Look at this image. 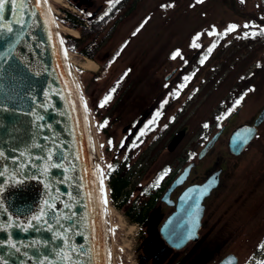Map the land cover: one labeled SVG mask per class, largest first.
<instances>
[{"label":"rangeland","instance_id":"374dc122","mask_svg":"<svg viewBox=\"0 0 264 264\" xmlns=\"http://www.w3.org/2000/svg\"><path fill=\"white\" fill-rule=\"evenodd\" d=\"M90 1L91 4L81 3L79 8L95 10L110 0ZM48 4L61 38L63 32L69 31L61 28L63 23L57 18L61 14L60 7L75 12H79V8L66 0H48ZM246 24L264 29V0H202L199 3L197 0H129L98 35L93 57L71 51L62 43L67 68L75 76L85 104L92 162L103 173L105 186L107 166L115 151H131L129 167L157 166L160 157L168 161V138L178 130L186 131L175 148L178 153L175 165L183 163L189 156L196 158L201 146L219 126L220 119L217 118L223 117L227 108L226 100L230 101L232 90L236 89L237 83L243 86L244 82L246 85L251 70L257 72L260 91L258 100L250 98L249 103L256 102L255 107L258 103L264 104V34L255 39L250 35L251 31H245L248 36L241 35L238 30L245 29ZM229 25L237 27L225 39L220 35H208L213 28L217 34L223 33ZM198 33L200 37L197 43L200 47H190ZM213 43H216V47L210 54L207 50H200ZM176 45H180L177 58L181 63L184 57L195 56L194 52H197L194 63L200 60L199 56H207L199 70H206L208 80L192 93L175 98L170 94L164 95L161 101L163 106L159 107V111H163L160 116L163 132L156 134L159 126H155V129L151 126L148 127L147 136L129 140L126 126L134 112L129 107L131 98L130 94L127 96L126 87L129 83L126 81L136 80L138 74L133 73L147 70L144 68L147 62L154 66L157 62L167 64V52ZM113 50L116 51L112 59L109 56ZM253 55L255 57L251 59ZM85 59L95 61V66H82ZM169 60L171 62L167 67H158L154 71H165L177 63ZM240 71H243L242 77L234 84L232 78ZM120 77L122 84L105 106L100 107V102L109 95L105 93L107 87ZM165 100L167 103H164ZM255 110L247 107L239 113L237 121L249 119ZM205 124L208 127H204ZM136 127L133 125L132 128ZM145 128L143 125L138 132H145ZM221 163L228 167L225 179L228 178L223 181L215 202H212L211 214L214 215L213 220L218 219L216 222L219 226L222 224L225 230L213 235V262L215 264L221 256L233 251L238 256L237 264H257V261H264V247H260L264 243V122L259 127L258 136L237 158L229 153L224 139L216 140L207 158L198 165L197 171L203 172L205 167L211 164L218 167ZM260 199L263 200L258 204ZM108 204V211L104 214L108 237L106 242L108 240L110 245V248L107 245L108 261L110 255L112 264H137L135 246L138 241V225L129 222L110 198Z\"/></svg>","mask_w":264,"mask_h":264},{"label":"water","instance_id":"95a60500","mask_svg":"<svg viewBox=\"0 0 264 264\" xmlns=\"http://www.w3.org/2000/svg\"><path fill=\"white\" fill-rule=\"evenodd\" d=\"M85 2L91 4L90 0H80L75 6L79 8ZM80 9L86 11V7ZM0 22L13 29L0 31L2 198L11 211L22 209L29 215L38 212L45 201L55 204V210L44 218L51 224V232L45 230L48 225L43 220L33 221L34 229L26 233L9 229L16 241L25 244L47 241L48 246H21L19 253L0 247V259L6 264H39L47 256L52 264H65L55 255L63 245V241L53 240V233H59L68 236V243L77 249L71 253L70 264H107L106 227L90 153L85 104L78 82L63 57L64 42L58 37L53 14L42 0H15L5 4ZM263 119L264 106L252 124L237 125L227 141L229 151L240 153L253 139ZM221 131L222 127L207 139L197 153L198 158L212 148ZM183 135L184 130L178 131L168 148L172 149ZM22 152L24 155H20ZM49 153L51 161L46 159ZM51 163L61 167L49 168L47 176L41 175L43 168ZM193 164L189 162L184 171ZM220 170L215 169L202 183L186 189L191 199H196L191 220L181 218L178 229L173 212L163 222L161 230L167 233L170 245H182L190 232L197 237L204 209L202 199L217 186ZM6 219V216L0 217V220ZM3 239H7V234L0 232V240ZM237 261L238 256L228 252L216 264H237Z\"/></svg>","mask_w":264,"mask_h":264},{"label":"flooded vegetation","instance_id":"af4514ba","mask_svg":"<svg viewBox=\"0 0 264 264\" xmlns=\"http://www.w3.org/2000/svg\"><path fill=\"white\" fill-rule=\"evenodd\" d=\"M92 11L93 10L87 9L84 12L88 15ZM262 29L263 28L248 27L238 31L241 35L245 34V31H251V34L256 33L254 36L250 34L253 39H255L261 36L260 33ZM223 33H225V30ZM227 34L223 35V38L226 37ZM208 48L209 47L201 48L200 50L203 51ZM177 50L180 52V45L173 46L167 52V64L164 62H157L154 66L151 62H147V64H144V68L147 70L133 73L134 75L138 74L135 76L136 80L128 79V81H126V83H129L126 87L127 96L130 94L131 98L129 107L131 111L134 112L132 119L128 123L129 125L126 126V133L129 131L126 136L129 140L133 141L134 137L138 140L140 139L139 137H142V132H138V129L143 125L146 126L145 132H143V135L145 136H147L148 127L151 126L154 129L155 126H159L156 130V134L163 132V129L161 130L163 124L160 125V116L163 111H159V107L161 106V101L164 99V95L170 94L173 98H175V96H180L181 94L192 93L198 88L200 89V86L206 84L208 80L207 72L206 70H199L202 65L200 60L205 55L202 57L199 56L200 60L194 63L197 55V52H194L193 54L195 56L192 58L184 57L183 62L181 63L179 58H171V55ZM115 51L116 50H113L110 53V58H114L115 54L112 53ZM256 51H258V48ZM254 57L255 56L253 55L251 59ZM169 59L173 60L172 62L177 63L171 65L165 71H154L158 67H167V65L171 62ZM128 72L129 70L126 73L125 78H127ZM149 74L152 76L147 79ZM242 74L243 71H240L236 77L234 76L232 78V82L234 84L237 83V81L241 79ZM184 77H190V79L185 81ZM248 78L250 80L247 81L245 86L244 82H242L243 86L237 83L236 89L232 90L230 101L226 100L227 108L224 110L223 118L220 119V124L215 129L216 131L218 128L222 127V131L216 140L219 138L224 139L226 141L227 148V141L232 130L241 123L252 124L264 106V104L260 105L258 103L257 107H255L256 102L254 103V101L249 103L250 98L258 100L260 81L257 72L252 70L248 75ZM143 79L146 80L143 81ZM140 82H142L141 85L136 89ZM121 84L122 77H120L119 80H113V86H118L116 89L119 88ZM165 85H167V87H165ZM180 85H184V87L180 88ZM133 87L134 90L136 89L135 92ZM175 93H178V95ZM237 100H240L238 105L235 103ZM247 107L256 110L251 114L249 119L237 121L239 113ZM157 113H159V115H156ZM150 121L153 122L150 123ZM263 122L264 119L257 126V132L252 140L258 136L259 127ZM133 125L137 127L134 129L132 128ZM215 131H213L211 135ZM174 135L175 133L168 138V143L166 145L168 161L165 162V159L160 157L161 161L160 164L158 162L157 166L146 165L143 167L134 165L129 167L128 161L131 151H115L109 163L112 165V170L110 173L108 167L106 170V176H108L106 184L108 199L110 198L112 202L114 201L117 208L121 210L122 214L129 222H133L138 225V241L135 246L137 264H214L213 247L215 242L213 235L223 232L225 228L222 224H220V226L218 225L216 222L219 221L218 219L213 220L214 215L211 214V205L212 202H215L214 200L216 199V195L219 192L223 181L228 178L227 176L225 179L228 167L222 163L218 167L211 164L210 166L205 167L203 172L197 171L198 165L201 161L207 158L211 149L201 158L197 157L198 152L196 153V158H194V152L192 154L193 157L189 156L186 161H183V163L178 162L177 165H175V159L178 158V153L175 151L177 144L172 149L168 148V145ZM120 140L122 139L120 138ZM252 140L248 143V145L252 142ZM132 141L130 143L131 145L134 144ZM245 148L238 154L231 153L229 148L228 151L234 158H237L243 153ZM189 162H194V164L185 172L184 167ZM217 168H221L219 172L218 184L202 199L204 209L200 219L201 221L197 237L192 236L191 239H188L180 246L170 245L167 241V233H164L161 230L163 222L173 212L176 215L174 219H176L175 226L178 229H180L181 218L191 220L195 214V209L193 211L192 204L196 201V199H191L190 193L187 194L186 189L193 184L202 183L208 175ZM165 170H167L166 175H164ZM161 175H163V179H161L157 185V178ZM119 179H122L123 182ZM117 183L118 190L116 191L114 189V184ZM262 200L263 199L258 200L257 203L259 204ZM227 231L228 230H226V232ZM178 232L181 233L180 230H178ZM185 233H188V231H185ZM217 239L218 238H216L215 241ZM219 259L215 261V264L219 261Z\"/></svg>","mask_w":264,"mask_h":264},{"label":"snow or ice","instance_id":"6c2138e0","mask_svg":"<svg viewBox=\"0 0 264 264\" xmlns=\"http://www.w3.org/2000/svg\"><path fill=\"white\" fill-rule=\"evenodd\" d=\"M15 3V0H0V13L3 12L4 10V6L6 3ZM44 4L47 5L48 0H43ZM116 3L119 2V0H115ZM197 2H202V0H197ZM164 7V6H162ZM108 13L106 12L105 15H107ZM141 27H143V25H141ZM236 25H229L228 28L225 30V33H220L217 34L215 31V28H213L212 31L208 32L209 36H213V35H220L221 37L229 32L235 31L236 29ZM244 27H249V25H244ZM0 31H6V32H12L13 29L10 25H6L2 22H0ZM137 31H139V29H137ZM135 35V33H133ZM260 34H264V29L261 30ZM248 33H245V36H248ZM251 35H256V33H252ZM200 34L198 33L194 38L193 41L190 45V47H194V48H198L200 47V45L197 43V41L199 40ZM216 47V43H213L208 49L207 52L210 54L212 52V50ZM179 50H177L176 52H174L171 56L172 59H176L177 56H179ZM207 59V56H204L201 58L200 63L203 64L204 60ZM188 79H190V77H184V80L187 81ZM165 87H167V85H165ZM180 88L184 87V85H180ZM111 91H115V89H112ZM176 95H178V93H175ZM111 99V95L109 94L108 96H106L104 98V100H102L100 102V107H104L105 104L108 102V100ZM164 103H167V100L164 101ZM236 105H238L240 103V100H237ZM163 106V104L161 105V107ZM156 115H159V113H157ZM223 117H218L217 119H222ZM153 121H150V123ZM104 125H101V127H103ZM204 127H208L207 124L204 125ZM144 133L142 132L141 135H143ZM109 144H111V141H109ZM101 147H103V145H101ZM20 155H24V153H20ZM0 158H4V153L3 151H0ZM37 159H39V157H37ZM47 160L51 161L52 160V154L49 153V155L46 157ZM21 168L24 167V165L20 166ZM61 167L60 164L57 163H51L49 164L47 167L43 168V170L41 171V175L43 176H47L49 168H58ZM109 169V173L112 170V165H108L107 166ZM6 171V169H5ZM97 171H100L99 168H97ZM167 174V170H165L164 175ZM4 175V171H0V176ZM101 176H103V173L101 172ZM163 179V175L159 176L157 178L156 184H159V181ZM101 185L103 183L102 179H101ZM17 183H20L19 181H17ZM46 187H48V185H46ZM4 191V187L0 186V217H7L6 220H0V232L6 233L7 234V239H3L0 240V247H7L9 249L14 250L15 252L19 253L21 251V246L23 247H36L37 245H41L42 247H47L48 246V242L47 241H40V240H35L32 241L30 244H25L22 241H16L13 239L11 232H9V229H16L19 230L20 232H28L29 230H33L34 229V225H33V221L39 223L40 221H44L45 224L48 225V227L45 229L49 232L52 231V226L49 223L48 220H45L44 218L48 215L49 211H54L55 210V204L53 203H49L48 201H45V204L43 207H41L39 209L38 212L33 213L31 215L25 213L22 209H16L14 212L10 210V207L6 205L5 200L2 198V193ZM102 203L106 204L107 200L106 197L102 196ZM23 218V219H22ZM60 220L57 219L56 223H59ZM36 230H40V229H36ZM68 229H65V232H68ZM194 234L193 233H189L187 236H185L183 239L187 240V239H191L192 236ZM69 237L66 235H61L59 233H53V240H61L63 241V245H62V250L61 251H57L55 253V255L59 258L62 259L65 264H70V262L72 261V256L71 253L76 252L77 249L76 247L70 245L68 243L69 241ZM260 247H264V243H262V245ZM29 259H31V257H29ZM52 264L51 261L48 260L47 256H44L40 261L39 264ZM0 264H6L5 261H3L2 259H0ZM257 264H264V261H257Z\"/></svg>","mask_w":264,"mask_h":264},{"label":"trees","instance_id":"16d2710c","mask_svg":"<svg viewBox=\"0 0 264 264\" xmlns=\"http://www.w3.org/2000/svg\"><path fill=\"white\" fill-rule=\"evenodd\" d=\"M66 1L75 4L73 0ZM128 1L119 0L116 3L115 0H110L107 4L102 5L89 20L86 19V12H82L80 8L79 12H75L67 7L61 6V14H58L57 18L63 23V26L67 25L66 27L79 32L78 35L70 32L62 33V39L66 47L71 51L93 57V49L98 44L96 41L98 35L103 32L107 24L118 14L120 9L127 5ZM106 12L108 13L107 15H105ZM112 54H115V52ZM116 87L113 86L112 82V85L110 84L107 87L105 93L112 95L115 91L113 92L111 90L116 89ZM119 180L122 181V179ZM114 189L116 191L118 190V183L114 184Z\"/></svg>","mask_w":264,"mask_h":264},{"label":"bare ground","instance_id":"6f19581e","mask_svg":"<svg viewBox=\"0 0 264 264\" xmlns=\"http://www.w3.org/2000/svg\"><path fill=\"white\" fill-rule=\"evenodd\" d=\"M43 1V0H42ZM55 1H59V0H55ZM48 3H47V8H49L48 7ZM61 28L62 29H65V30H67V31H69V32H71V33H76L77 34V32L75 31V30H72V29H70V28H68V27H66V26H63L62 24H61ZM59 28L57 27V30H58ZM58 37H59V35H58ZM60 38V37H59ZM61 51H62V54H65L64 53V50H63V45H62V47H61ZM64 56V55H63ZM65 58V57H64ZM66 60V59H65ZM95 62H93L91 59H85V62H83V63H81V65L82 66H84V67H86V68H93V66H95ZM93 163V166H94V168H95V176H96V180H97V186H98V189H99V195H100V200H101V205H102V209H103V214H106L107 213V211H108V194H107V188H106V186H105V183H104V180H103V177L101 176V172L100 171H97V168H99L94 162H92ZM99 170H100V168H99ZM101 179H102V181H103V183H102V185H101ZM102 196L103 197H106V200H107V203L106 204H104V203H102ZM107 236V235H106ZM106 238H108V237H106ZM107 245H108V248H110L109 246V242H108V240H107ZM111 244V243H110ZM110 250V249H109ZM110 252V251H109ZM111 258V259H110ZM107 264H112V257H110V255H109V261H108V252H107Z\"/></svg>","mask_w":264,"mask_h":264}]
</instances>
